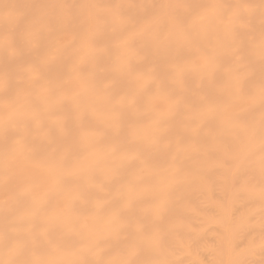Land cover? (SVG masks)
<instances>
[{"label": "bare ground", "instance_id": "1", "mask_svg": "<svg viewBox=\"0 0 264 264\" xmlns=\"http://www.w3.org/2000/svg\"><path fill=\"white\" fill-rule=\"evenodd\" d=\"M0 264H264V0H0Z\"/></svg>", "mask_w": 264, "mask_h": 264}]
</instances>
